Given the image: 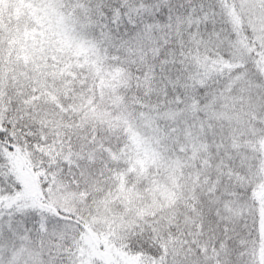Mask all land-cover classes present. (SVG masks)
<instances>
[{
	"label": "snow or ice",
	"instance_id": "6c2138e0",
	"mask_svg": "<svg viewBox=\"0 0 264 264\" xmlns=\"http://www.w3.org/2000/svg\"><path fill=\"white\" fill-rule=\"evenodd\" d=\"M0 264H264V0H0Z\"/></svg>",
	"mask_w": 264,
	"mask_h": 264
}]
</instances>
